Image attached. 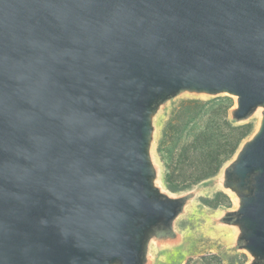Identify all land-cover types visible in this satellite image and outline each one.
Instances as JSON below:
<instances>
[{"label": "water", "instance_id": "95a60500", "mask_svg": "<svg viewBox=\"0 0 264 264\" xmlns=\"http://www.w3.org/2000/svg\"><path fill=\"white\" fill-rule=\"evenodd\" d=\"M182 95L258 116L206 182L264 264V0H0V264H151L180 243L198 191L162 186L153 147Z\"/></svg>", "mask_w": 264, "mask_h": 264}, {"label": "rangeland", "instance_id": "374dc122", "mask_svg": "<svg viewBox=\"0 0 264 264\" xmlns=\"http://www.w3.org/2000/svg\"><path fill=\"white\" fill-rule=\"evenodd\" d=\"M234 107L235 99L229 96L182 95L159 114L153 157L160 183L175 195L189 190L198 194L175 224L180 243L153 247L151 264L248 263V255L233 247L234 231L220 221L223 213L236 209V201L214 180L258 123L256 115L246 124H233Z\"/></svg>", "mask_w": 264, "mask_h": 264}]
</instances>
